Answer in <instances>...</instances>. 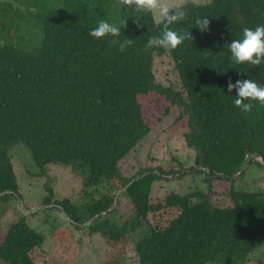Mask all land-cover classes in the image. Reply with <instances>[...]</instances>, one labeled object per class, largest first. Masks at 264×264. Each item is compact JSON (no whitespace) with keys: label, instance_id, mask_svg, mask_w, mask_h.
Instances as JSON below:
<instances>
[{"label":"trees","instance_id":"obj_1","mask_svg":"<svg viewBox=\"0 0 264 264\" xmlns=\"http://www.w3.org/2000/svg\"><path fill=\"white\" fill-rule=\"evenodd\" d=\"M207 1L181 6L185 22L167 30L189 33L192 40L169 53L146 47L161 36L164 23L122 8V0H0V195L8 193L0 202L23 199L9 154L22 145L40 172L85 168V189L131 183L125 196L134 211L132 230L148 229L134 245L137 264H247L264 246V192H238L234 178L251 158H264V106L253 102L250 113L241 112L235 85L252 80L264 87V65H236L229 46L244 29L264 26V0ZM204 19L209 28L201 32L197 22ZM102 21L122 26L120 36L92 38ZM126 41L131 46L122 52ZM157 57L171 59L185 98L155 83ZM151 93L182 110L177 120L185 122L188 147L199 166L215 174H204L208 196L215 182L227 181L231 206L217 208L197 192L153 199L161 178L150 174L132 183L153 169L122 176L120 164L151 132L139 103ZM47 190L45 206L54 197ZM113 203L109 195L92 202L85 219L68 200L54 204L79 224L98 216L90 232L126 244V221L118 228L100 216ZM43 244L44 237L19 216L0 245V261L49 264Z\"/></svg>","mask_w":264,"mask_h":264},{"label":"rangeland","instance_id":"obj_2","mask_svg":"<svg viewBox=\"0 0 264 264\" xmlns=\"http://www.w3.org/2000/svg\"><path fill=\"white\" fill-rule=\"evenodd\" d=\"M162 2L179 7L208 3L207 0ZM154 20L156 24L161 23L155 17ZM153 72L156 84L183 96L182 85L169 57L155 58ZM139 103L151 132L120 164L122 176L129 179L138 172L158 168L166 174L177 173L183 171L184 167L195 166L196 152L188 147L183 137L187 133L185 122L177 120L182 110L157 93L140 96ZM9 154L23 199H11L8 204L0 202V245L13 221L23 216L29 227L44 237L43 249L50 256L49 264H137L134 245L147 234L148 229L143 225L132 230L131 226L135 222L133 207L125 194L116 195L123 188L120 183H103L95 189H85L84 184L89 176L87 170L79 165L73 170L57 166L40 172L25 146H17ZM197 171H200L198 167L192 173L172 181L161 179L155 183L151 197L158 199L169 193L187 195L197 192L211 200L217 208L231 206L228 197L230 185L227 181L215 182L212 191L215 196L211 197L208 196L206 176L204 173H196ZM234 179L238 192H264V168L257 162L249 165L243 176ZM47 189L54 193L51 205L68 200L71 205L79 208L80 219H85V207L92 202L107 195L118 197L116 208L109 215L102 216V220L108 218L117 224L118 228L126 221L125 226L129 230L125 236L127 243L111 244L99 233H91L90 228L82 229L80 225H69L59 208L47 209L30 217L25 216L20 211L18 200H23L29 210L40 208L45 206L43 202L48 196ZM196 202L193 200V203ZM0 264L4 263L0 261ZM247 264H264V246L249 257Z\"/></svg>","mask_w":264,"mask_h":264},{"label":"clouds","instance_id":"obj_3","mask_svg":"<svg viewBox=\"0 0 264 264\" xmlns=\"http://www.w3.org/2000/svg\"><path fill=\"white\" fill-rule=\"evenodd\" d=\"M122 8L132 9L145 14H153L155 19L164 23L165 30L159 38H152L148 41V49H164L171 53L184 44L186 40L192 38L189 33H178L167 30L168 26L182 23L186 20V13L179 6L167 5L162 0H122ZM198 29L204 32L209 28L207 19L197 22ZM109 22H99L97 27L89 35L96 40H103L107 37L118 38L120 28ZM115 42V41H114ZM131 46V41L121 44L120 51ZM231 58L236 65L261 66L264 65V26L257 27L255 30L244 29L242 38L235 39L229 46ZM238 90V98L235 100L236 107L243 113L252 111L253 102L264 106V87L258 86L252 80L238 82L235 85ZM229 91L232 85L229 83ZM248 101V103H244Z\"/></svg>","mask_w":264,"mask_h":264},{"label":"water","instance_id":"obj_4","mask_svg":"<svg viewBox=\"0 0 264 264\" xmlns=\"http://www.w3.org/2000/svg\"><path fill=\"white\" fill-rule=\"evenodd\" d=\"M259 163L261 164V166L264 168V158L262 156H257V157H254V158H251L247 164L244 166V168L242 169V171L240 173H238L237 177H241L244 175V172L245 170L248 168L249 165H252L254 163ZM195 166H191V167H184L183 171L181 172H177L175 174H172V175H169V176H166V175H163L161 172H159L158 169L156 170H153L151 173H144L138 177H136L132 183L142 179L143 177H147L149 176L150 174H155L157 175L159 178L161 179H164V180H169V181H172L174 178H181L183 176H185L186 174H190L192 173L193 171H195L197 169V167L200 169L201 172H203L204 174L206 175H209L211 178L214 177V173L209 170L207 167L205 166H199V160L197 159L195 161ZM195 169V170H194ZM131 183L128 184L127 186L123 187L122 190L120 189L119 192H117L116 195L118 194H126L127 192V189L130 187ZM4 195H8V193H5V194H1L0 195V198ZM117 198L118 197H114V203L113 205L106 211V212H103L100 216H106L107 214L113 212V210L116 208V202H117ZM18 204H19V208H20V211L27 217H30L34 214H39L41 213L42 211H45L47 209H53V208H56V209H61V213L63 214V216H65L66 220H67V223L69 225H80L82 227V229L84 227H87L89 228L91 226V224L98 218V216H95L94 218H92L90 221L86 222L85 224H79V223H76L74 220H72V218L70 216L67 215V213L59 206L55 205V204H50L48 206H42L40 208H35V209H32V210H29L27 209L26 205H25V202L23 200H18Z\"/></svg>","mask_w":264,"mask_h":264},{"label":"flooded vegetation","instance_id":"obj_5","mask_svg":"<svg viewBox=\"0 0 264 264\" xmlns=\"http://www.w3.org/2000/svg\"><path fill=\"white\" fill-rule=\"evenodd\" d=\"M196 160H197V156H196ZM196 160H195V161H196Z\"/></svg>","mask_w":264,"mask_h":264}]
</instances>
